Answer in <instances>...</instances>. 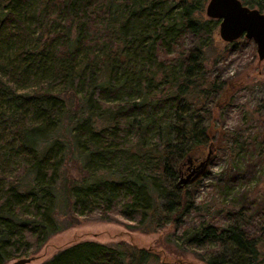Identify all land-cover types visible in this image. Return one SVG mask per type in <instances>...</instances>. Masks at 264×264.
Masks as SVG:
<instances>
[{"label": "trees", "instance_id": "obj_1", "mask_svg": "<svg viewBox=\"0 0 264 264\" xmlns=\"http://www.w3.org/2000/svg\"><path fill=\"white\" fill-rule=\"evenodd\" d=\"M208 1L0 0V264L96 214L145 233L174 225L170 240L206 264H264V202L187 221L203 204L181 180L227 85L207 77L220 25ZM42 264L179 263L87 240Z\"/></svg>", "mask_w": 264, "mask_h": 264}, {"label": "rangeland", "instance_id": "obj_2", "mask_svg": "<svg viewBox=\"0 0 264 264\" xmlns=\"http://www.w3.org/2000/svg\"><path fill=\"white\" fill-rule=\"evenodd\" d=\"M204 14L207 17L206 9ZM246 39L242 37L229 43L220 37L219 29L215 33L217 51L210 52L207 77L225 80L227 85L222 93L208 100L210 112L203 113L205 123L211 125L213 141L193 155L199 159L194 162L195 166L203 161L207 165L190 187L196 190L199 204H203L201 212L187 219L191 223L213 219V214L221 219L225 216L223 211L235 202L240 207L251 201L264 202V60L259 59L253 40ZM194 41L197 42L196 37L188 36L186 44L190 46ZM227 188L232 191L228 193ZM129 223L121 215H114L111 220H103L97 214L81 217L76 225L52 235L41 248L23 258L30 259L27 264H42L58 251L81 241L106 244L124 241L151 248L171 263L206 264L170 240L174 225L145 233L130 228ZM251 231L257 232V227Z\"/></svg>", "mask_w": 264, "mask_h": 264}, {"label": "water", "instance_id": "obj_3", "mask_svg": "<svg viewBox=\"0 0 264 264\" xmlns=\"http://www.w3.org/2000/svg\"><path fill=\"white\" fill-rule=\"evenodd\" d=\"M208 18L220 21L219 35L226 42H234L242 37L253 40L260 60H264V12L245 5L241 0H209L206 5ZM193 165V164H192ZM191 165V168H192ZM207 161L198 166L181 180L192 183L204 172ZM30 259H18L12 264H27Z\"/></svg>", "mask_w": 264, "mask_h": 264}, {"label": "flooded vegetation", "instance_id": "obj_4", "mask_svg": "<svg viewBox=\"0 0 264 264\" xmlns=\"http://www.w3.org/2000/svg\"><path fill=\"white\" fill-rule=\"evenodd\" d=\"M195 167H194V164L192 165V168H190L188 171L186 170L185 172H184V174L185 175H189V173L194 169Z\"/></svg>", "mask_w": 264, "mask_h": 264}]
</instances>
